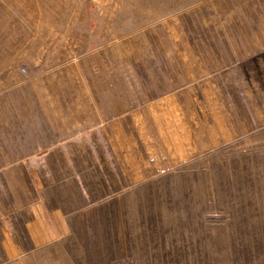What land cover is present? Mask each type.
<instances>
[{
    "label": "rangeland",
    "instance_id": "374dc122",
    "mask_svg": "<svg viewBox=\"0 0 264 264\" xmlns=\"http://www.w3.org/2000/svg\"><path fill=\"white\" fill-rule=\"evenodd\" d=\"M0 264H264V0H0Z\"/></svg>",
    "mask_w": 264,
    "mask_h": 264
},
{
    "label": "crops",
    "instance_id": "0c3cea01",
    "mask_svg": "<svg viewBox=\"0 0 264 264\" xmlns=\"http://www.w3.org/2000/svg\"><path fill=\"white\" fill-rule=\"evenodd\" d=\"M94 102H95V122L94 123L102 124L104 121L113 118L115 111L112 105L105 104V102H103L102 100L94 99Z\"/></svg>",
    "mask_w": 264,
    "mask_h": 264
}]
</instances>
